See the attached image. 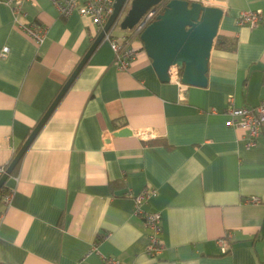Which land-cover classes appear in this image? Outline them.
<instances>
[{"label": "crops", "instance_id": "0c3cea01", "mask_svg": "<svg viewBox=\"0 0 264 264\" xmlns=\"http://www.w3.org/2000/svg\"><path fill=\"white\" fill-rule=\"evenodd\" d=\"M203 1L224 11L218 35L237 40L233 50L215 41L205 86L160 80L140 38L128 69L108 41L93 51L6 181L15 192L0 209V264H264V126L248 146L224 112L264 98V19L237 24L243 10L264 14V0ZM19 18L47 32L37 43L0 0V165L97 32L91 17H63L49 0H29ZM123 127L131 132L116 135ZM143 188L157 189L144 208L162 215L156 256L129 196Z\"/></svg>", "mask_w": 264, "mask_h": 264}, {"label": "water", "instance_id": "95a60500", "mask_svg": "<svg viewBox=\"0 0 264 264\" xmlns=\"http://www.w3.org/2000/svg\"><path fill=\"white\" fill-rule=\"evenodd\" d=\"M128 1H115L114 11L104 27L96 34L88 50L0 177V187L8 179L14 167L75 80L90 55L104 40L105 32L118 19ZM161 1L163 0H131L130 8L120 22L121 28H132L148 8ZM165 1L163 11L140 34L143 46L152 59L160 80L170 81L169 68L172 65H177L181 70L183 83L205 86L208 82L207 71L211 49L217 39L224 11L219 6L205 4L203 0ZM130 132L131 130L128 127H123L116 132V135H125Z\"/></svg>", "mask_w": 264, "mask_h": 264}, {"label": "built area", "instance_id": "2783aa9c", "mask_svg": "<svg viewBox=\"0 0 264 264\" xmlns=\"http://www.w3.org/2000/svg\"><path fill=\"white\" fill-rule=\"evenodd\" d=\"M12 10L15 22L37 43L41 44L47 32V26L38 20L23 21L19 15L24 12V6L29 0H3ZM58 10L59 14L67 17L77 12L81 15L91 17L97 25L96 34L104 27L109 16L115 8L116 0H49ZM166 1L151 6L140 17L132 28L122 29L118 19L113 23L108 31L105 32L104 40L108 41L115 52L114 63L120 69H128L132 61L138 54V48L134 45V40L140 38L141 32L151 23L159 13L164 9ZM127 5V4H126ZM122 13V12H121ZM121 15V14H120ZM264 19V14L259 10H243L237 17V24L240 26L256 27ZM121 22V21H120ZM95 34V36H96ZM8 48L4 47L2 54L7 53ZM169 74L172 80H175L182 86H186L181 80V72L177 65L169 68ZM224 112L228 116L227 123L234 127H240L247 132V145L253 146L257 143L264 126V98L255 105L235 106L227 104ZM147 128L138 131L139 135L146 137L149 134ZM6 171L4 165H0V177ZM15 190L8 188L0 192V209L12 202ZM157 195V189L148 190L143 188L138 192H130L129 196L134 200V212L142 216L144 223L150 229L149 242L146 252L151 256H156L163 249L162 235V215L156 209L144 208L147 201ZM248 201L258 202V196H250ZM0 214V219H1ZM220 242L227 246V240L220 239ZM104 264H126L114 256H108Z\"/></svg>", "mask_w": 264, "mask_h": 264}, {"label": "trees", "instance_id": "16d2710c", "mask_svg": "<svg viewBox=\"0 0 264 264\" xmlns=\"http://www.w3.org/2000/svg\"><path fill=\"white\" fill-rule=\"evenodd\" d=\"M190 1H193V0H190ZM130 8V3L128 4V6H127V9H129ZM93 39H94V37H93ZM216 45L218 46V47H220V48H224V49H231V50H233V49H236V47H237V40L236 39H229L228 37H226V36H224V35H218L217 36V40H216ZM180 72H181V70H180ZM58 94V93H57ZM56 97V96H55ZM55 97L53 98V100L55 99ZM52 100V101H53ZM51 104V103H50ZM50 106V105H49ZM48 106V107H49ZM153 142H155L154 140H150V143H153ZM17 151H18V148L15 150V152H14V154H13V156H12V158H11V160H10V162L12 161V159L14 158V156H15V154L17 153ZM22 159V158H21ZM21 159L19 160V162L16 164V166L14 167V169H13V171H12V173L11 174H15L16 172H17V169H18V167H19V165H20V161H21ZM10 162L9 163H7V164H5L4 166H5V168H7L8 167V165L10 164ZM7 181V180H6ZM6 181L3 183V185L0 187V192L2 191V190H7L9 187L7 186V184H6ZM227 252H229V250H227L226 251V253Z\"/></svg>", "mask_w": 264, "mask_h": 264}, {"label": "rangeland", "instance_id": "374dc122", "mask_svg": "<svg viewBox=\"0 0 264 264\" xmlns=\"http://www.w3.org/2000/svg\"><path fill=\"white\" fill-rule=\"evenodd\" d=\"M130 1H131V0H129V1L127 2V5L124 7V9L122 10L121 15L119 16V23H120V21L122 20V18L124 17V15L127 13V11H128L127 6H128V4L130 3Z\"/></svg>", "mask_w": 264, "mask_h": 264}]
</instances>
